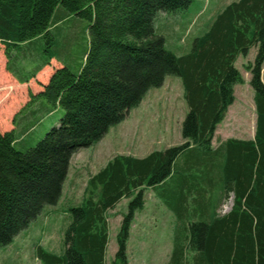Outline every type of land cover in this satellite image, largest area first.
Listing matches in <instances>:
<instances>
[{"label":"trees","instance_id":"obj_1","mask_svg":"<svg viewBox=\"0 0 264 264\" xmlns=\"http://www.w3.org/2000/svg\"><path fill=\"white\" fill-rule=\"evenodd\" d=\"M193 1L0 0L7 69L22 83L57 58L53 48L60 23L88 21L78 66L60 58L62 66L43 90L30 94L31 115L27 107L15 116V129H0V248L24 230L38 232V222L64 197L74 156L99 143L151 89L174 75L182 80L188 105L182 142L143 157L118 153L108 159L69 208L64 250L38 244L37 257L44 264H107L110 211L129 198L114 260L127 264L132 217L145 204L146 188L163 186L175 218L167 264H264V0L230 3L190 51L179 55L168 48L156 23L160 14L181 13ZM253 46L255 60L245 69L254 90L255 138H229L215 148L213 138L234 101V86L244 82L236 60ZM59 107L64 110L59 123L36 145L19 148L35 121ZM231 194L230 210L220 212Z\"/></svg>","mask_w":264,"mask_h":264},{"label":"rangeland","instance_id":"obj_2","mask_svg":"<svg viewBox=\"0 0 264 264\" xmlns=\"http://www.w3.org/2000/svg\"><path fill=\"white\" fill-rule=\"evenodd\" d=\"M234 1L236 0H194L188 9L181 13L160 14L156 27L158 32L166 38L170 50L179 55L185 54L190 51L194 39L208 29L213 18ZM69 19L67 18L65 23H60L59 29H55L56 40L53 51L58 59L52 58L50 63L44 66L34 78L25 83L20 82L7 69L5 45L0 42V129L2 132L15 127V116L21 115V111L29 106L30 94H33L32 89L33 92H36L37 89L43 90L44 83L48 82L51 73L62 66L60 58L73 67L78 66L80 57L77 53L85 47L88 21L82 18ZM42 42L45 41L42 40ZM257 50L258 47L253 46L247 56L240 55L238 57L236 64L242 73L244 82L239 84L237 94L238 96L242 94V98L240 103L235 104V107L240 108V104L245 105L244 111L248 118L250 117L249 109L255 102L254 90L249 82H245V76L249 72L245 69V65L255 60ZM158 89L162 93L164 92L163 106L167 108L166 117H157L155 114L154 117H151V113L146 110L139 119L131 118L133 122L131 119L125 122V119L121 124L111 128L99 143L79 151L72 160L64 197L56 205V209L51 211L47 217L39 218L42 220L38 222V225H41L42 228H39L38 232H35V228L24 230L11 244L0 248V264H44L36 254L38 244L56 252L64 250L62 249L64 232L71 221L69 208L76 206L75 203L82 199L88 178L112 156L129 150L146 155L156 144L173 143L182 139V123L188 112L182 80L179 76H168L167 81ZM31 107L34 108V106L28 107L30 115ZM56 111L54 115L52 113L44 115L41 121L37 119L35 127L29 131L28 136L18 144V147L23 146L26 149L36 145L51 128L59 123L64 110L59 107ZM153 122L157 125L154 129L158 130H154V135L150 132ZM225 133L226 129H220L218 135L223 136ZM131 146L133 148H130ZM163 146L157 145L154 148ZM164 188L163 186L153 189L146 188L144 191L145 204L143 208L135 211L131 221L127 241V264H167L171 258L175 218L164 200L165 197L161 194ZM131 200L129 198L122 199L110 211V242L106 254L107 264H114V260H116L117 238L122 229L124 217L129 212ZM232 201V196H229L220 208V212H228Z\"/></svg>","mask_w":264,"mask_h":264},{"label":"crops","instance_id":"obj_3","mask_svg":"<svg viewBox=\"0 0 264 264\" xmlns=\"http://www.w3.org/2000/svg\"><path fill=\"white\" fill-rule=\"evenodd\" d=\"M238 58L236 60L237 64ZM252 62V61H251ZM264 68L262 71V79L264 81ZM52 74V73H51ZM168 78V77H167ZM167 78L165 80V82L167 81ZM250 78H251V74L250 72H248L247 76H245V82H249L250 83ZM46 84V83H44ZM239 84H236L234 86V102L229 106L227 114L225 116V119L221 122V124L218 125L215 136L213 138V147H218V145L222 142L225 141L229 138H236V139H241V140H254L255 138V134H256V124H257V112H256V104H254L253 106L250 107V117H246V111H244L245 109V105L240 104V108L239 107H235L237 102H241V98H242V94L238 96V91H239ZM161 88V87H160ZM41 90H38L36 92H33L32 89V93L33 94H37L38 92H40ZM164 92L162 93V91H160V89L155 88V89H151L148 94L145 96V98L143 99V101L141 102V104L132 109L125 122H128V119L130 120L131 118H140L142 116V114L147 110L149 113H151V117H154L153 115H157V117L161 116V117H166V107L163 106L164 103ZM255 102V101H254ZM143 105H145L143 107ZM146 107H148L146 109ZM49 111V110H48ZM54 111V110H53ZM50 112L53 113L54 112ZM133 119H131V122H133ZM124 122V121H123ZM225 123V125H224ZM233 123V124H232ZM232 124V125H231ZM132 126V125H131ZM16 127V125H15ZM12 128V129H15ZM157 127V125L155 124V122H153L151 124V134L154 135V128ZM11 129V130H12ZM220 129H226V133L223 136L218 135L220 132ZM10 131V130H7ZM158 131V130H155ZM6 132V131H5ZM182 142V139H179L177 142H166V143H162V144H156L154 145L151 150L149 152H151L154 149H164L167 148L169 146L175 145V144H179ZM157 145H164L163 147L160 148H154L157 147ZM130 148H133V146H131ZM148 152V153H149ZM119 153H125V154H134L140 157H143L145 155H140L135 153V151L133 150H129L128 152H119ZM147 155V154H146ZM230 196L233 195L231 194Z\"/></svg>","mask_w":264,"mask_h":264}]
</instances>
